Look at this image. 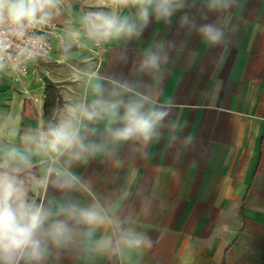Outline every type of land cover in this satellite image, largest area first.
<instances>
[{"label": "crops", "instance_id": "1", "mask_svg": "<svg viewBox=\"0 0 264 264\" xmlns=\"http://www.w3.org/2000/svg\"><path fill=\"white\" fill-rule=\"evenodd\" d=\"M52 12L58 63L30 64L21 83L0 68V156L14 149L31 161L0 171H12L36 204L54 212L68 203L96 205L105 219L75 226L72 241L50 246L42 264H264V0H236L226 10L186 0L168 20L150 17L138 35L100 39L98 55L89 51L93 36L84 18L103 12L135 19L136 8L119 0H57ZM185 14L195 28L181 23ZM205 24L222 28L224 43L206 42L198 31ZM150 53L160 57L156 69L142 67ZM45 75L53 86L41 81ZM113 81L132 89L123 99L145 95L146 107L168 112L150 141L113 142L107 119L89 123L77 115L75 126L100 151L74 160L37 147L48 127V92L62 102L58 124L70 108L97 98V83L107 97ZM49 158L76 182L40 187ZM124 232L151 244L128 247ZM105 240L111 245L103 247Z\"/></svg>", "mask_w": 264, "mask_h": 264}, {"label": "clouds", "instance_id": "2", "mask_svg": "<svg viewBox=\"0 0 264 264\" xmlns=\"http://www.w3.org/2000/svg\"><path fill=\"white\" fill-rule=\"evenodd\" d=\"M235 2L208 0V7L212 10H226ZM119 3L136 8L135 19L103 12L90 14L84 18L90 35L103 40L138 35L139 30L150 22V17L168 20L185 7L186 0H119ZM56 5L57 0H0V25L7 23L14 35L22 37L26 27L47 24ZM181 23L196 27L195 20H190L187 14L181 17ZM198 31L209 44L224 43V30L215 24L202 25ZM6 47V41L0 33V57ZM159 60L158 54L150 53L142 67L156 69ZM2 67L3 64H0ZM112 84V90L105 97L104 88L97 83L94 87L97 98L91 104L70 108L66 121L50 123L40 134L41 142L37 147L57 156L67 154L74 160L100 151L102 145L87 142L80 128L75 126L74 117L77 115L89 123L107 119L106 131L113 142L150 141L157 134V127L168 112L146 107L151 101L145 95L134 93V98L125 100L123 94L132 89L126 83L113 81ZM113 124L119 126L112 127ZM30 166V159L14 149L0 156V169L19 171L21 167ZM12 171H0V264H20L21 260L25 264H42L49 254L50 246L61 248L72 241L75 226H93L104 221L102 210L96 205L80 207L77 203H68L54 212L42 203L28 200L23 184ZM53 175L55 179L50 180ZM76 180L66 169L50 167L37 183L43 188L50 182L53 186L64 188ZM120 239L128 247L151 244L148 237L134 232H124ZM111 243V240H105L102 246L108 247Z\"/></svg>", "mask_w": 264, "mask_h": 264}, {"label": "built area", "instance_id": "3", "mask_svg": "<svg viewBox=\"0 0 264 264\" xmlns=\"http://www.w3.org/2000/svg\"><path fill=\"white\" fill-rule=\"evenodd\" d=\"M58 31V26L49 21L47 24L26 27L24 35L18 37L10 31L7 23L0 25V33L3 34L7 45L0 57V64H3V69L10 72L14 82L21 83V78L26 75L30 64L39 66L58 63L52 55L53 40L61 43ZM101 44L100 39L93 37L89 51L93 55H98ZM50 167L61 170L55 158L48 159L47 169Z\"/></svg>", "mask_w": 264, "mask_h": 264}, {"label": "trees", "instance_id": "4", "mask_svg": "<svg viewBox=\"0 0 264 264\" xmlns=\"http://www.w3.org/2000/svg\"><path fill=\"white\" fill-rule=\"evenodd\" d=\"M61 100L58 93L51 90L46 94L44 103V123L48 126L50 123H54L55 115L60 109Z\"/></svg>", "mask_w": 264, "mask_h": 264}, {"label": "water", "instance_id": "5", "mask_svg": "<svg viewBox=\"0 0 264 264\" xmlns=\"http://www.w3.org/2000/svg\"><path fill=\"white\" fill-rule=\"evenodd\" d=\"M44 84H47V85H50V86H53V82L45 75L43 76L42 80H41Z\"/></svg>", "mask_w": 264, "mask_h": 264}, {"label": "rangeland", "instance_id": "6", "mask_svg": "<svg viewBox=\"0 0 264 264\" xmlns=\"http://www.w3.org/2000/svg\"><path fill=\"white\" fill-rule=\"evenodd\" d=\"M62 103V102H61Z\"/></svg>", "mask_w": 264, "mask_h": 264}]
</instances>
